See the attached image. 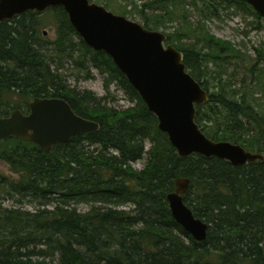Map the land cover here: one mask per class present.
<instances>
[{
	"label": "trees",
	"instance_id": "16d2710c",
	"mask_svg": "<svg viewBox=\"0 0 264 264\" xmlns=\"http://www.w3.org/2000/svg\"><path fill=\"white\" fill-rule=\"evenodd\" d=\"M110 2L102 5L129 15ZM165 2L166 23L164 16L148 17L146 4L142 25L158 30L179 22L168 42L184 53L188 72L209 93V101L196 107V122L215 142L264 155L263 47L255 48L249 81L241 80L239 87L223 85L224 74L218 73L213 81L218 78L219 84L205 85L201 62H226L240 51L205 26L191 25L185 6L206 19L219 18L221 2L262 17L244 0ZM47 12L58 22L53 40L43 38L38 27L37 17ZM66 62L84 72L86 80L92 69L99 71L106 93L117 82L134 106L117 110L104 104L106 97L65 85L60 70ZM7 95L20 97L27 109L35 98L64 99L100 129L49 152L13 137L0 141V163L18 176L0 177L6 194L39 204L34 212L0 205V264H264V162L234 166L198 154L180 157L139 93L106 53L83 42L63 8L27 12L1 23L0 103ZM15 109L25 110L15 106L11 112ZM10 113L0 111L1 116ZM145 155V167L134 169ZM180 178L190 180L184 202L209 225L203 242L171 214L167 196ZM84 204L91 206L89 212L78 210Z\"/></svg>",
	"mask_w": 264,
	"mask_h": 264
},
{
	"label": "water",
	"instance_id": "95a60500",
	"mask_svg": "<svg viewBox=\"0 0 264 264\" xmlns=\"http://www.w3.org/2000/svg\"><path fill=\"white\" fill-rule=\"evenodd\" d=\"M264 18V0H244ZM61 7L83 42L106 53L156 116L158 128L167 135L180 157L198 154L226 160L234 166L257 161L264 155L230 142H215L202 131L197 106L209 101V93L188 72L184 53L160 31L115 14L91 0H0V25L27 12L41 13ZM100 129L98 122L77 115L61 98H35L30 112L15 109L0 115V141L16 138L49 152L59 143ZM167 196L171 214L196 241L207 239L209 225L196 218L184 202L190 180L175 181Z\"/></svg>",
	"mask_w": 264,
	"mask_h": 264
},
{
	"label": "rangeland",
	"instance_id": "374dc122",
	"mask_svg": "<svg viewBox=\"0 0 264 264\" xmlns=\"http://www.w3.org/2000/svg\"><path fill=\"white\" fill-rule=\"evenodd\" d=\"M111 1V2H110ZM98 5H102L104 2L112 3L113 7L121 11H127L129 15L127 18L143 24V16L141 14L144 5L148 4L146 9V15L152 20L156 16H164L165 6L168 4L165 0H93ZM217 3V1H216ZM219 7V18L206 19L203 15H200L198 11L190 4L185 6L188 12V21L193 26L201 24L205 26V29L216 39L224 42H230L235 49L240 51V54H233L229 56L224 62L221 58L219 63L208 62V59L201 62L202 78L201 81L205 85H217L220 80L213 81V77L218 73H223L222 83L223 85L241 86V80L250 79L249 70L252 69L255 64V48L263 47L264 49V18H256L249 15V10L245 9L241 5H231L226 2H221ZM39 23V31L43 38L53 40L56 36V30L58 22L56 15L52 12L43 13L37 17ZM166 23L167 17L164 16ZM179 26V22L167 23L166 28L161 27L158 30L164 34L171 35L175 31V27ZM186 41L191 42L190 39ZM167 44H174L167 41ZM175 47V46H174ZM176 48V47H175ZM206 51V50H205ZM264 51V50H262ZM228 52V51H226ZM204 54V52H202ZM215 54V52H213ZM230 55L229 53H227ZM262 69L264 65L261 66ZM65 79V85H68L72 89L80 91L88 90L93 92L97 98L106 97L104 104L108 107H112L117 110H125L129 107H133L132 103L125 92L120 89L117 82H113L110 86V92L106 93L104 89V76L99 71L92 69V78L85 79L86 75L81 70L73 68L72 62H66L64 68L60 70ZM207 82V83H205ZM30 102V101H29ZM21 106L23 109H27V105L17 95H7L0 103V111L3 113L11 112L12 107ZM151 145L148 142L146 144V151L150 149ZM147 162V155L137 163L133 164V168L141 170L145 167ZM0 177H8L10 179H17L18 176L13 174L10 167L5 163H0ZM1 183V178H0ZM7 187L0 184V205L8 209H21L24 211L34 212L39 208L37 202H31L30 199H24L19 201L10 198L7 194ZM52 208V207H51ZM78 210L82 213L89 212L91 206L84 204L77 206Z\"/></svg>",
	"mask_w": 264,
	"mask_h": 264
},
{
	"label": "flooded vegetation",
	"instance_id": "af4514ba",
	"mask_svg": "<svg viewBox=\"0 0 264 264\" xmlns=\"http://www.w3.org/2000/svg\"><path fill=\"white\" fill-rule=\"evenodd\" d=\"M24 114H28L30 112V104H29V108L27 110H21ZM12 113V112H11ZM10 113V114H11Z\"/></svg>",
	"mask_w": 264,
	"mask_h": 264
}]
</instances>
